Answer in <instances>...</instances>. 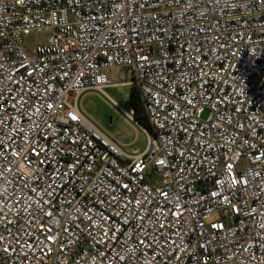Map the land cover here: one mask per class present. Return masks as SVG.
<instances>
[{
    "label": "built area",
    "instance_id": "obj_1",
    "mask_svg": "<svg viewBox=\"0 0 264 264\" xmlns=\"http://www.w3.org/2000/svg\"><path fill=\"white\" fill-rule=\"evenodd\" d=\"M0 264H264V0H0Z\"/></svg>",
    "mask_w": 264,
    "mask_h": 264
},
{
    "label": "rangeland",
    "instance_id": "obj_2",
    "mask_svg": "<svg viewBox=\"0 0 264 264\" xmlns=\"http://www.w3.org/2000/svg\"><path fill=\"white\" fill-rule=\"evenodd\" d=\"M46 32H32L26 36V44L30 41L43 39ZM111 79L118 84L107 88L106 93L123 109L128 110L130 86L123 84L127 79V72L122 67L113 68L107 71ZM86 92L78 104L89 119L106 135L118 139L122 149L127 154H132L135 150L142 151L145 147V133L130 119H127L115 107L110 100L106 99L99 91ZM206 115V112L202 115ZM150 179V176L147 175Z\"/></svg>",
    "mask_w": 264,
    "mask_h": 264
},
{
    "label": "trees",
    "instance_id": "obj_3",
    "mask_svg": "<svg viewBox=\"0 0 264 264\" xmlns=\"http://www.w3.org/2000/svg\"><path fill=\"white\" fill-rule=\"evenodd\" d=\"M128 108L133 110L134 120L149 133L152 132L151 126L148 123L145 115L142 102L139 97V92L134 86H130Z\"/></svg>",
    "mask_w": 264,
    "mask_h": 264
}]
</instances>
